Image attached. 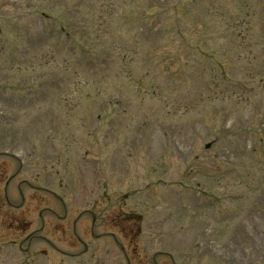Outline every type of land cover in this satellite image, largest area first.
<instances>
[{
	"label": "rangeland",
	"instance_id": "obj_1",
	"mask_svg": "<svg viewBox=\"0 0 264 264\" xmlns=\"http://www.w3.org/2000/svg\"><path fill=\"white\" fill-rule=\"evenodd\" d=\"M45 1L58 3L46 13L62 11L56 18L73 33L45 20L43 48L28 41L25 54L16 43L22 32L6 33L19 22L0 8V152L11 146L23 157L0 154L8 167L0 196L6 189L18 208H0V264H100L127 251L109 225L123 195L127 213L151 210L171 227L164 247L150 243L154 258L141 240L140 264L191 259L200 235L220 236L206 248L226 264H264V0ZM38 49L47 55L35 58L40 72H56L60 96L51 87L32 100L39 74L20 66L34 65ZM58 114L63 127L54 129ZM117 153L122 167L116 160L113 172L103 156ZM28 154L44 155L54 169L39 178L17 173ZM91 169L106 173L105 184ZM204 181L206 195L197 191ZM123 255L112 264H126Z\"/></svg>",
	"mask_w": 264,
	"mask_h": 264
}]
</instances>
